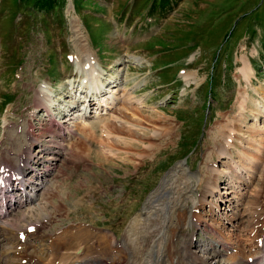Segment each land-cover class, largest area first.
I'll return each mask as SVG.
<instances>
[{"label":"rangeland","instance_id":"374dc122","mask_svg":"<svg viewBox=\"0 0 264 264\" xmlns=\"http://www.w3.org/2000/svg\"><path fill=\"white\" fill-rule=\"evenodd\" d=\"M13 1L0 0V101L11 100L12 110H16L10 119L13 123L16 124L22 118H34L32 122L35 121V127L41 132L39 140L46 144L51 142L49 139L52 136L55 139L59 134L57 126L51 127L49 123L44 130V127L36 122L44 118V111L39 112L37 109L38 99H35V95L38 94L42 81L50 79L52 87L62 88L56 91L57 98L63 100L57 107L63 111L64 102H70V92L65 81H68L69 77H75V67L67 57L70 54L79 55L74 18L76 21L79 19V35L84 41L87 38L86 43L94 56V50L98 51L100 48L103 58L99 60L105 73L117 77L122 86L131 88L136 96L144 99L146 105L141 110L150 113L154 109L157 112L151 116L152 122L140 116L142 120L139 114L135 115L136 112L132 110L135 107L120 111L119 116L117 112L116 116L121 118V121L126 120L128 116L133 121L135 119L134 122L144 121V124H151L149 131L141 133L142 145L134 143L135 141L132 145L129 144L131 146L128 153L133 159L127 158L126 152L120 151V146L115 148L120 157L109 155L107 158L98 146L99 141L103 139L100 138L99 129L95 132L93 130L94 134L90 136L79 133L81 148L77 152L80 155L72 153V149L77 147L74 146L77 142L69 144L70 150L65 146L68 141L55 139L54 142L60 140L61 144L58 149L57 171L45 185L49 186L52 192L46 191L43 194L41 190L39 196L43 198L42 201H34L37 207L32 209L30 206L28 212L21 211L4 220L11 224L9 234L10 231L15 234V230L25 229L32 222L40 221L46 224L47 227L40 231L42 243L33 249L42 260L51 252L52 240L49 238L57 234L59 229L71 224L92 223L100 229L115 232L120 238L134 215L144 208L151 194L160 186L168 173L167 167L178 160L172 167L174 168L187 155L193 141H196L203 131V139L196 153L189 157V165L191 170L197 171L193 175L199 172L203 177L208 175L207 163L221 159L218 153L212 151V141L218 140V131H222L221 125L236 121V117H233L239 112L236 108V97L238 90H244L245 85L241 87L238 83L237 75L239 76V69L243 66L238 57L243 54L250 57L252 64H256L257 78L252 83L255 94L264 96V0H81L82 6L76 9L74 3L73 8L69 7L67 0H46L43 7L40 0H37L33 5L38 7L35 9L28 8L32 5L26 6L29 5L26 4L27 0H20L21 2L15 4ZM100 10L105 17L96 13ZM32 15L36 19H33ZM88 31L92 32L96 48L91 44ZM128 55L143 57L146 63L135 64ZM247 56H242L241 60L243 57L248 58ZM181 70L196 75L198 79L194 84L203 81L201 84L204 96L199 92L195 93L196 87L192 84L190 88H186L185 99L179 105L180 95L176 96L177 91L174 92L170 88L178 79L185 86L183 76L179 75ZM206 81L207 84L204 85ZM77 83L80 84L79 79ZM248 88H252V84ZM212 89L214 91L210 94ZM212 97L222 105H215V114L212 120L206 123L205 115L209 113L207 107ZM166 100L173 101L174 104L160 106ZM263 101L264 98L259 103L264 104ZM4 104L2 101L1 108ZM197 104L200 106L198 110L194 109ZM185 108L188 109L184 110ZM2 114L3 112H0V141L5 139L2 146L4 154L7 159L13 160L20 152L21 140L22 143L25 140L17 137L16 129H3ZM58 114L61 113H56L53 118L61 123L65 117L61 119ZM160 115L167 118L159 119ZM70 123L72 120L61 124L62 127L69 128ZM251 123L249 121V124ZM155 124L159 126L156 127ZM164 129L167 130L166 133L159 132ZM132 130L140 132L141 128L135 130L132 127ZM154 130L157 134H162L152 136ZM224 130L226 131L225 126ZM241 130L237 133L240 137L238 136L234 149V158L238 163L241 159L238 158L237 152L249 147L246 125H242ZM116 133L122 134L119 139L128 137L119 131ZM135 139L140 141L139 137ZM86 153L87 156L84 157ZM224 161L221 160L220 166ZM178 174L180 181L175 175L171 178V184L185 186L188 180L183 173ZM189 178L192 179L193 187L201 183L192 175H189ZM257 178L264 180L260 175ZM227 179L223 177L221 183H226ZM168 192L165 195L167 199L172 191ZM165 196L161 202L166 201ZM40 206L43 208H39ZM47 216L52 217L51 222L45 223ZM0 224L2 225V222ZM157 224L163 225L156 222L152 226L158 227ZM228 232L236 235L232 230L228 229ZM182 234L183 232L179 234V240L176 242L178 247L182 239L187 242ZM1 235L3 244L5 240L9 242L10 238H13L11 236L8 239L6 232ZM210 236L223 241L220 234ZM1 245L2 242L0 262ZM3 250L5 257L12 252H6L5 247ZM197 256L213 264H247L246 259L242 260L241 257H238L240 260L217 258L220 260L217 261L211 259L212 256L208 253H198Z\"/></svg>","mask_w":264,"mask_h":264},{"label":"bare ground","instance_id":"6f19581e","mask_svg":"<svg viewBox=\"0 0 264 264\" xmlns=\"http://www.w3.org/2000/svg\"><path fill=\"white\" fill-rule=\"evenodd\" d=\"M73 22L75 27V38L76 42H78L79 55L77 54L76 61L74 62L76 70L73 74L75 77L71 79L69 78V80L66 81V84L68 85L69 92L72 96V102L68 105V107H73V110L77 109L76 112H80V114H76L77 116L72 118L73 122L71 123V129L68 130L67 134L72 137L73 134L80 132L83 133L84 136H90L94 134L92 122H98L100 123L99 126L102 127L103 130L106 129L107 133L111 134L110 139L113 141L116 137L113 134L118 131L123 133V135L126 134V136H128L125 139V142H127V144H125L123 149L121 147H119V149L126 152L127 158L133 159L131 156H129L130 153H128L130 146L134 141V143L142 145L143 135H141V133L149 131L151 129V124H144V121L134 122L135 119L133 121L131 117L127 116L126 120L122 119L125 122L124 124L128 125L131 124V122L133 123L131 125H128V128L122 126L120 128L118 126H109L111 119H117V112L119 116L120 111H126L135 107V109H132L136 112L135 115L139 114V118L142 117L144 120H149L150 122H152L153 120L151 116L157 112H155L154 109H152L153 112L150 113L141 110V108H144V105H146L144 99L133 96V90L131 91L130 89H127V87L124 88L117 77H114L112 75L105 77V69L100 64L95 65V67L90 66L89 69L85 68V64L90 60H88V58L92 55V53L89 45L86 43V40L84 41V39L79 35V22L76 21V18H74ZM129 58L133 62L135 60V62L138 64L146 62L145 59L139 57H136L134 59L132 56H130ZM241 61L243 66L241 69H239L238 78L244 81L246 87L244 88V91L240 92V97L238 99L239 117H236V121H234L235 124L225 126L226 131L222 132V141L220 143V146L217 147V151L219 152L221 158L226 159V162L222 163L224 165V170H220L219 166L218 168L214 166L208 167V170L209 168H211L210 173L212 174V176L207 181H205L206 187L203 188V191L201 193L202 196L198 197L200 191H198L194 187H189L187 185L169 186L165 184V182L167 181H163L159 189L156 190L151 198H149V200L147 201L144 207V211L140 212L135 218L132 219L130 225L128 226V229L123 235V239H118L115 233L108 230H103L102 233H99L101 235H98V233L96 232L100 230L91 227L92 225H90V227L80 226L77 228H73V230L77 229V232L75 234L70 233V231L72 230H69L70 228H68L67 230H64L62 233L57 235L55 237V240L52 241V252L50 254L48 253V256L45 259L36 264H66L67 262H69V264H75L77 262H81L84 264H213L212 262H208V260L198 257L197 254L193 251L192 245L179 247V249L182 250L183 256L181 257L177 255L175 253L176 244L174 243V232L177 233L179 229L185 227L188 228L190 226V222L189 220H187V217L185 218L187 223L186 221L183 222L184 214L187 213V215H192V217L194 218L203 217L202 214L196 215L192 213L193 210L199 208L200 205L202 207L208 205L210 207L209 212L212 214V216H216V210H219L220 203H231V201H233V204L231 203L226 207V209L231 208V213H221V222L226 225L225 221H227V223L231 227V224H235L234 221H238V233L240 240L246 241L247 238L250 245L254 244V239L251 238L254 227H251V225L256 216L253 215L250 217V214L252 213L250 210L254 206L253 201L250 200L247 202L245 200L248 192L245 193L244 189L247 188L248 185L245 182L243 183L241 179H238L236 182H231L229 184V188L231 189L229 193H222L219 188L220 177H218V174L220 176L221 174L226 173H231L232 175L236 173L244 180H248L250 179V177L253 180L252 171H255L257 175L264 177V168L261 164L257 165V167L255 168L253 167V164L259 161L256 154L253 153L254 150L257 151V146H259V149L260 147L264 146V121L261 122L260 120V116L264 115V104L259 103L260 100L259 102L256 100H252L253 98L251 99V96H249V94L247 93L246 88H248V86L252 84L253 78L255 77V71L250 63L249 58L243 57ZM184 77L187 81V84H194L196 80V76L193 74L185 73ZM78 79L80 84L77 83ZM85 81L87 82V84L82 85L81 83H84ZM242 81L240 82L242 83ZM77 88H80L81 91L79 98L76 96ZM73 90L74 95H72ZM53 92V87H50L48 84H46L41 91V93H43L44 95H40L42 98H45L47 102L52 103V99H50L49 96ZM52 105L53 104H50V106ZM63 106L64 105H62V108ZM250 115L253 116V123L248 125ZM121 116H123V114H121ZM133 116L132 118H135ZM165 117L166 116L160 115L159 119L164 120ZM136 118L138 119V117ZM236 124L239 125V127H237ZM242 124L246 125V132L248 133L247 144L250 148L246 147L244 151L237 152L238 158L241 159V162L238 163L235 161L236 159L234 158V153L231 149L234 145V141L232 140L233 143H229L227 142V140L228 138L232 137V133L235 134V132L242 129ZM155 126L158 127L159 124H155ZM132 127L135 130L140 127L141 131H134L132 130ZM159 132L166 133L167 130H159ZM157 133L158 132L154 130L152 136H160L162 134ZM135 137H139L140 141L138 139H135ZM110 139H102V141L106 145L108 152L114 154L113 149L114 146H117V144L114 145V142ZM130 143L131 145H129ZM123 160L125 161L126 159ZM178 175L177 178H179L180 181V177H178ZM197 178H199V181H201L202 174H198ZM166 180L168 179L166 178ZM242 186H244V188ZM226 187L227 186H225L224 189H226ZM170 190L172 191V193H170L167 199L165 195L168 194V191ZM231 194H233L232 198L228 200L224 198L225 195L229 196ZM257 194L258 191L256 195ZM164 196L166 198V201L161 202ZM158 197H161V199L159 200ZM209 197H211V199H209ZM39 208L43 207L40 206ZM48 216L46 218H48ZM169 221H171L170 227L167 226ZM156 222L163 223V227L159 232L151 231L152 229H150V232H148L147 235H152L151 238H149L148 236L140 237V230L146 229L149 225H153ZM10 226L11 224L8 222H4L2 223V225L0 224V231L2 233L3 231L8 232L9 234ZM236 228L237 226L234 225L232 233L236 234L234 231ZM168 229H170L171 231L169 232ZM11 232L12 231H10V233ZM19 233L20 232H17L16 234V241L18 239ZM221 235L225 237L228 243H233L236 241L235 235L229 232L227 235L221 232ZM162 238H168L167 243L164 242ZM12 239L13 238H10L9 242L6 240L4 242L6 252L12 251L10 252L11 254L16 252L17 250V245H15L14 247L10 245ZM69 240H72L73 242ZM0 241L3 243L4 240ZM119 244H121L120 249H118ZM58 250L62 252L61 257H58L59 252L54 253ZM9 252L7 254H9ZM256 254V252H250L248 255L242 253L239 256L234 255L231 258L241 257L248 260L249 257L255 256ZM6 258L10 264H14L16 262L17 264H19V261L15 259L13 255H8V257Z\"/></svg>","mask_w":264,"mask_h":264},{"label":"trees","instance_id":"16d2710c","mask_svg":"<svg viewBox=\"0 0 264 264\" xmlns=\"http://www.w3.org/2000/svg\"><path fill=\"white\" fill-rule=\"evenodd\" d=\"M12 3H14V1Z\"/></svg>","mask_w":264,"mask_h":264}]
</instances>
